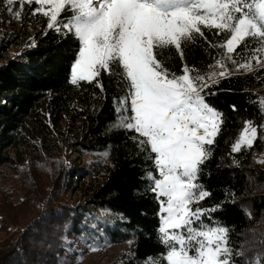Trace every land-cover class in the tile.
I'll list each match as a JSON object with an SVG mask.
<instances>
[{"label":"trees","instance_id":"obj_1","mask_svg":"<svg viewBox=\"0 0 264 264\" xmlns=\"http://www.w3.org/2000/svg\"><path fill=\"white\" fill-rule=\"evenodd\" d=\"M13 7L21 13L22 24L18 31H4L0 36V165L9 160L4 147L27 143L26 135L35 124L43 153L52 156L57 145L64 143L76 151L98 154L103 162L81 202L61 199L56 189L44 192L46 177H33L37 167L30 179L23 173L19 181L24 183L16 186L18 173L15 187L0 195V264H70L79 246L101 242L111 246L129 242L128 250L109 264H144L148 257L165 251L157 239L160 204L148 190L144 177L152 165L131 139L135 133L113 126L114 100L123 95L121 81L102 73L98 80L103 92L94 84L81 82L77 87L69 83L78 41L71 34L48 29L47 18L32 16L28 5ZM0 14L12 15L3 3ZM29 25L38 28L29 29ZM205 35L207 41L185 42L184 61L178 56L170 60L171 71L179 74L183 63L202 72L209 70L216 49L207 43L219 41L207 30ZM252 63L253 71H233L205 89L211 93L207 103L223 114L224 123L199 176L198 182L211 193L199 207L217 206L204 221L229 230L234 264H256L257 260L264 264V128H260L264 115L253 103L264 97V66ZM228 67L233 69L231 64ZM19 115L30 119L21 120ZM63 119L67 127L59 124ZM244 121L254 122L257 140L251 148L232 152ZM76 124L80 126L77 131ZM69 174L73 181V171ZM68 185V181L63 184L64 188ZM19 189L25 191L23 202L29 197L33 205L15 204L13 196ZM13 207L32 208L19 214L23 220L27 212L37 213L24 224L11 212Z\"/></svg>","mask_w":264,"mask_h":264},{"label":"snow or ice","instance_id":"obj_2","mask_svg":"<svg viewBox=\"0 0 264 264\" xmlns=\"http://www.w3.org/2000/svg\"><path fill=\"white\" fill-rule=\"evenodd\" d=\"M6 11L29 6L47 18V28L71 34L79 44L69 83L94 84L102 73L117 76L122 96L114 100V128L131 139L151 162L145 179L160 208L157 239L165 251L144 264H234L226 227L205 223L212 209L199 207L211 193L199 183L203 165L221 132L223 114L210 106L205 89L233 71L264 66V0H0ZM32 5L36 7L32 8ZM219 42L209 69L183 63L180 73L169 61H184L185 42ZM215 30V31H213ZM231 64L233 69H229ZM264 115V97L253 101ZM264 128V125H260ZM258 130L244 121L232 152L251 148ZM107 155V153H105ZM67 244L71 241L66 239ZM71 251V249H68ZM96 251L95 247H91ZM129 255H133L129 253ZM256 264H260L257 260Z\"/></svg>","mask_w":264,"mask_h":264},{"label":"rangeland","instance_id":"obj_3","mask_svg":"<svg viewBox=\"0 0 264 264\" xmlns=\"http://www.w3.org/2000/svg\"><path fill=\"white\" fill-rule=\"evenodd\" d=\"M20 15L17 16L12 14L11 16H4L0 14V36H2L4 31H18L21 25ZM29 29L38 28V26L29 25ZM34 31V30H32ZM20 119L27 120L30 119L29 116L19 115ZM66 120V118H65ZM64 119L62 122L63 127H67V123ZM22 124V121L21 123ZM79 129V125L76 124ZM37 125L35 124L31 128L33 131L29 134L27 133V143H13L6 145L4 147V154L9 157V160L0 165V195L8 190L15 187V178L18 173L20 175L17 177L16 186L20 184L19 178L23 179L24 176L21 175L28 173V179L31 177V170L35 167L37 173L33 174V177L41 178L45 176L43 181L42 190L44 192H50V189H56L57 194H62L61 199L73 200L75 202H81L85 197V193L88 192V187L93 183L95 176L99 167L103 162L102 156L92 153H84L74 150V148L67 147L64 143H59L55 154L49 156L41 151L42 145H40L39 133L40 130H36ZM0 134L1 130H0ZM1 137V135H0ZM40 166V167H39ZM73 171L72 175H75L74 180L68 179L69 173ZM69 182V185L64 188L63 184ZM32 190H34V182L32 183ZM53 187V188H52ZM25 191L19 189L15 192L13 198L15 204L33 205L34 203L29 199L23 202L22 195ZM32 209L27 207L25 209H11V212L20 219V223H29L34 219L37 210L32 212H27V219L19 218V214L25 213L27 210ZM20 216V217H22ZM0 214V223H1ZM16 230V229H14ZM129 242L119 243L116 245H108L106 243H99L96 246H87L82 244L79 246V252L76 256H71L72 260H69L70 264H109L114 259H116L123 251L128 250ZM91 247H95L97 250H90ZM72 261V263H71Z\"/></svg>","mask_w":264,"mask_h":264},{"label":"built area","instance_id":"obj_4","mask_svg":"<svg viewBox=\"0 0 264 264\" xmlns=\"http://www.w3.org/2000/svg\"><path fill=\"white\" fill-rule=\"evenodd\" d=\"M215 109V108H214Z\"/></svg>","mask_w":264,"mask_h":264}]
</instances>
